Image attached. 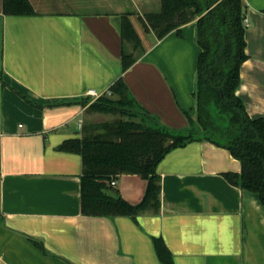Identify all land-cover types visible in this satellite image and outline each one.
Listing matches in <instances>:
<instances>
[{
    "label": "crops",
    "instance_id": "crops-1",
    "mask_svg": "<svg viewBox=\"0 0 264 264\" xmlns=\"http://www.w3.org/2000/svg\"><path fill=\"white\" fill-rule=\"evenodd\" d=\"M35 13H4L0 0V264H264V205L233 185L230 152L206 140L170 150L157 164L160 208L128 215L81 213L79 153L58 149L80 137L88 90L122 76L136 101L163 124L196 116V19L157 39L142 17L160 0H29ZM245 51L236 94L251 117L264 115V0H242ZM144 51L121 69V16ZM112 185L138 202L146 180L121 174ZM41 244V247L33 241Z\"/></svg>",
    "mask_w": 264,
    "mask_h": 264
},
{
    "label": "trees",
    "instance_id": "trees-1",
    "mask_svg": "<svg viewBox=\"0 0 264 264\" xmlns=\"http://www.w3.org/2000/svg\"><path fill=\"white\" fill-rule=\"evenodd\" d=\"M4 13H35L29 0H2ZM245 5L242 0H160L158 11L142 17L145 30L157 39L196 19L197 58L196 116L186 114L188 125L169 127L144 109L131 94L122 76L94 100L81 101L86 110L110 114L91 126L83 125L80 137L64 139L58 149L79 153L81 213L90 216L137 214L160 208L159 161L172 149L191 141L206 140L227 149L241 164L240 172H224L228 182L257 193L264 205V115L251 117L236 94L245 51ZM121 69L126 70L144 49L128 13L121 16ZM121 174H137L146 180L141 199H124L111 184ZM163 264H173L161 237L153 238ZM41 247L37 241H33Z\"/></svg>",
    "mask_w": 264,
    "mask_h": 264
},
{
    "label": "rangeland",
    "instance_id": "rangeland-1",
    "mask_svg": "<svg viewBox=\"0 0 264 264\" xmlns=\"http://www.w3.org/2000/svg\"><path fill=\"white\" fill-rule=\"evenodd\" d=\"M90 114L94 115H89L87 118H85L83 125L91 126L92 124H98L101 123L105 120H111L113 117L110 114H101L97 112H89Z\"/></svg>",
    "mask_w": 264,
    "mask_h": 264
},
{
    "label": "built area",
    "instance_id": "built-area-1",
    "mask_svg": "<svg viewBox=\"0 0 264 264\" xmlns=\"http://www.w3.org/2000/svg\"><path fill=\"white\" fill-rule=\"evenodd\" d=\"M102 93L104 92H96L94 89H90L88 90V94L92 95L94 98L92 100H94L95 98H97L98 96H100ZM105 93H107L108 95L111 94L110 90H105ZM111 185H115L116 184V180L115 179H112L111 182H110Z\"/></svg>",
    "mask_w": 264,
    "mask_h": 264
}]
</instances>
